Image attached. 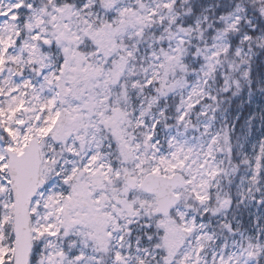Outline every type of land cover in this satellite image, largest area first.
Listing matches in <instances>:
<instances>
[{"label":"snow or ice","instance_id":"obj_1","mask_svg":"<svg viewBox=\"0 0 264 264\" xmlns=\"http://www.w3.org/2000/svg\"><path fill=\"white\" fill-rule=\"evenodd\" d=\"M0 264H264V0H0Z\"/></svg>","mask_w":264,"mask_h":264}]
</instances>
